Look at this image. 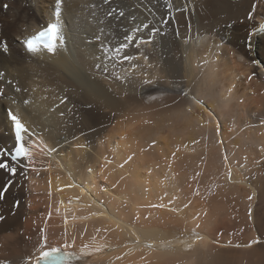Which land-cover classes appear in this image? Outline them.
Listing matches in <instances>:
<instances>
[{"label":"bare ground","instance_id":"obj_1","mask_svg":"<svg viewBox=\"0 0 264 264\" xmlns=\"http://www.w3.org/2000/svg\"><path fill=\"white\" fill-rule=\"evenodd\" d=\"M52 21L0 0V150L9 110L35 133L0 170V264L43 234L70 264H264V0H63L55 53H29ZM129 34L134 59L103 54Z\"/></svg>","mask_w":264,"mask_h":264},{"label":"snow or ice","instance_id":"obj_2","mask_svg":"<svg viewBox=\"0 0 264 264\" xmlns=\"http://www.w3.org/2000/svg\"><path fill=\"white\" fill-rule=\"evenodd\" d=\"M107 2V0H105ZM63 0H55V17L57 18V21L59 20V17L61 15V7H62ZM7 7V5H5ZM113 14V11H109L107 15L111 16ZM120 17L124 16V13L121 11L119 13ZM249 19H251V16H249ZM144 27H148V25H144ZM135 31H139V29H134ZM264 32V25H261L259 29L256 30V34L259 35V33ZM60 33V24L58 22L55 23H49L46 28L36 33L31 38H28L25 41L26 50L29 53H38L41 49H46L48 52L55 53L56 47H57V40L59 38ZM99 40V37L96 38ZM249 50H251L252 44L251 34L249 35ZM135 37L131 34L126 35L124 37V42H121L118 46H115L112 49H104L103 45L101 46V50L105 56H108L109 59H115L117 56H119L120 62L128 61L134 59V57L128 55L125 53V49H127L130 45L134 43ZM145 43H151V41H146ZM4 50L7 51V46L4 45ZM111 53V55L109 54ZM99 59V57H97ZM147 59V57H145ZM255 63V61H254ZM95 69L101 70L102 73H107V65L104 63L103 60L100 61V63H97L95 65ZM117 79H120V77H116ZM19 90V89H17ZM3 94V90L0 89V95ZM184 95H187V93H184ZM67 100V97H63L60 99V104L65 103ZM198 103H201L200 101H197ZM27 103V101H25ZM191 110V109H189ZM8 115L13 122L14 126V146L12 150L4 149L0 150V170H5L10 177H15L17 175L18 167L17 165H20L22 161H28L29 163L32 162V148L34 147V142L31 140V137L35 135V133L31 130H29L24 123H22L21 119L13 114L11 110L8 111ZM63 115V113H61ZM57 149L56 147H52L49 149V152H55ZM175 155V153H173ZM129 160L132 159V157L128 158ZM12 162H16L14 165ZM123 167V165H121ZM91 171V169H89ZM231 177V172L229 171V178ZM11 186V179H9L8 183L3 186L2 189H0V199L4 198L5 192L8 190V188ZM74 186V185H72ZM251 199V197H249ZM163 204L160 205H150V207H163ZM0 219H3V217H0ZM199 225H197L198 227ZM41 233H43V230L41 229ZM197 239H203L202 237L197 236ZM252 243H258V241H252L250 244L246 245L247 247H251ZM240 245H237L239 247ZM71 247L70 244L65 242L62 246H53L48 244V236L46 234H43L41 236L40 241L38 242V252L39 254L35 256L34 258H30L31 264H70L71 259L75 257L77 260L81 259V256H77L75 253L69 252V251H62L63 249H68ZM87 247V245H85ZM148 247H151V245H148ZM191 247V245H189ZM86 255V254H85Z\"/></svg>","mask_w":264,"mask_h":264},{"label":"rangeland","instance_id":"obj_3","mask_svg":"<svg viewBox=\"0 0 264 264\" xmlns=\"http://www.w3.org/2000/svg\"><path fill=\"white\" fill-rule=\"evenodd\" d=\"M259 58V57H258ZM257 64V63H256ZM256 64H254V65H256ZM257 66H259L258 64H257ZM36 195V194H35Z\"/></svg>","mask_w":264,"mask_h":264}]
</instances>
